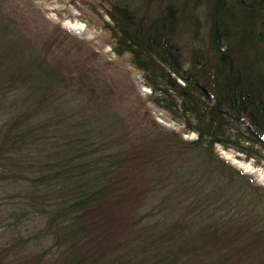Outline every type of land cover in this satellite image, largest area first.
Masks as SVG:
<instances>
[{"label": "trees", "instance_id": "1", "mask_svg": "<svg viewBox=\"0 0 264 264\" xmlns=\"http://www.w3.org/2000/svg\"><path fill=\"white\" fill-rule=\"evenodd\" d=\"M149 2L114 4L101 25L113 53L143 74L152 103L197 136L165 138V154L178 157L165 168V220L122 216L127 194L118 178L128 151L93 143L97 119L63 101L68 89L76 99L82 82L38 53L1 6L0 179L36 176L25 177L30 211L51 210L58 264H264V187L215 151L256 160L264 152V0H163L156 15ZM189 15L200 24L188 25ZM96 110L92 117L108 118Z\"/></svg>", "mask_w": 264, "mask_h": 264}, {"label": "rangeland", "instance_id": "2", "mask_svg": "<svg viewBox=\"0 0 264 264\" xmlns=\"http://www.w3.org/2000/svg\"><path fill=\"white\" fill-rule=\"evenodd\" d=\"M161 1L149 2L155 15ZM164 1L167 4L177 1L181 5L190 0ZM119 3L135 9L141 6V0H0V6L22 27L38 53L59 67L60 73L73 84L82 82L78 97L75 99L73 95L75 90L68 89L63 101L71 103L74 110L78 107L86 112L92 120L97 119L93 120L96 123L93 143L103 139L111 151L115 152L119 145L128 151L129 165L122 168L118 178V182L122 181L120 190L127 194L121 214L129 220L136 219V223L143 219L154 225L159 219L165 220V211L159 208L171 184L165 181V168L178 161L176 155L165 154V138L175 133L184 141L193 142L197 136L186 132L180 122L152 103L151 89L128 56L113 53L110 36L101 24L109 20L106 11ZM187 18L188 25L200 24L191 15ZM200 22L203 25L205 18L201 16ZM183 65L186 70L191 68L190 56L183 55ZM91 89L100 99L98 102L90 99ZM96 108L107 109L105 112L111 115L105 114L108 116L105 119L99 115L92 117L98 112ZM215 151L233 169L264 187V152L256 160L235 148L218 145ZM11 176L7 172L6 179H0V264H58L63 252L54 248L55 236L48 229L51 210L44 214L30 211L35 208L31 206L34 194L28 179L36 176L26 172L24 176L28 179L21 176L26 182L18 183L15 177L11 181ZM51 202L54 204L56 198L47 203ZM155 230L163 229L158 226ZM41 234L44 236L40 237Z\"/></svg>", "mask_w": 264, "mask_h": 264}]
</instances>
